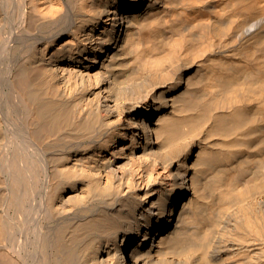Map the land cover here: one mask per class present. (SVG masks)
<instances>
[{
  "label": "bare ground",
  "instance_id": "1",
  "mask_svg": "<svg viewBox=\"0 0 264 264\" xmlns=\"http://www.w3.org/2000/svg\"><path fill=\"white\" fill-rule=\"evenodd\" d=\"M0 264H264V0H0Z\"/></svg>",
  "mask_w": 264,
  "mask_h": 264
}]
</instances>
